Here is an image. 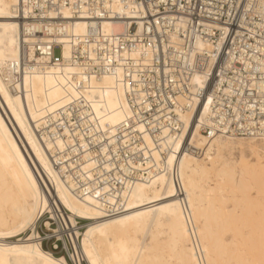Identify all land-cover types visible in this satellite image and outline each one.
Masks as SVG:
<instances>
[{
    "label": "bare ground",
    "instance_id": "obj_1",
    "mask_svg": "<svg viewBox=\"0 0 264 264\" xmlns=\"http://www.w3.org/2000/svg\"><path fill=\"white\" fill-rule=\"evenodd\" d=\"M84 2L88 0H0L5 13L0 16V264L260 260L264 141L206 140L196 127L201 106L195 113L180 115L185 123L181 135L160 134L159 146L143 127H136L143 137L141 153L148 160L134 166L142 172L134 179L124 176L130 173L119 165L118 151L112 153L113 161L105 160L101 145L119 149V128L129 116L125 95L130 86L120 69L119 80L88 76L85 83L82 68L71 63L79 47H85L88 26L95 27L86 20L90 13L83 11L88 8ZM131 6L130 1L119 0V23L98 21L95 28L125 32L136 16ZM97 9L92 16L100 19L103 13ZM73 13L82 20H69ZM58 18L66 20L58 26L53 21ZM55 45L62 47L59 62L51 58ZM193 82L200 83L199 78ZM76 96L83 98L76 111L87 129L73 137L56 126L59 114L72 107L68 101L75 102ZM96 116L100 120L93 121ZM188 140L202 150L200 156L180 150L181 142ZM80 143L91 145L87 169L80 163L85 160L84 149H78L79 161L78 153L71 151ZM96 149H101L99 156ZM233 151L238 158H229ZM96 160L104 163H92ZM73 163H79L80 171H88L91 179H82ZM108 164L120 170L109 171ZM250 193H255L254 199ZM46 213L57 223L56 238L63 241V233L67 234L73 252L65 241L62 247L72 263L41 248L34 228ZM76 220L85 225L80 236ZM44 227L49 229L47 221ZM146 232L148 247L143 245Z\"/></svg>",
    "mask_w": 264,
    "mask_h": 264
},
{
    "label": "built area",
    "instance_id": "obj_2",
    "mask_svg": "<svg viewBox=\"0 0 264 264\" xmlns=\"http://www.w3.org/2000/svg\"><path fill=\"white\" fill-rule=\"evenodd\" d=\"M122 1H130L131 10L136 14L123 33H107L95 28L98 21L119 23V0H88L83 3L88 7L83 11L90 13L86 20H91L95 27L88 26L85 47H79L71 63L80 66L84 73L86 69L88 76L93 79L111 77L119 80L120 69L125 83L130 86L125 95L129 116L119 128L118 153L119 165L130 173L123 175L134 179V174L142 173L134 166L148 160L141 153L144 148L143 137L136 127H143L144 133L149 135L156 146L160 145L159 135L162 133L173 137L181 135L185 123L180 119V115L195 113L201 106L203 110V105L207 104L208 97L212 96L215 90L233 39L239 38L237 43L242 40L258 46L260 37L257 35L251 40L240 35V23L245 16L242 5L246 0ZM114 7L117 8L115 12L112 11ZM97 8L103 13L100 19L92 16ZM73 16V19L69 20H82L75 19L79 16L78 13H73ZM256 16L255 10L248 14L249 19ZM65 20L58 18L53 21H57L60 26ZM225 24L228 31L225 40L220 43L218 33ZM210 29L212 31H209ZM99 30L102 33L98 32ZM55 50H58L59 58L54 57ZM61 53L60 45L53 46L52 61L59 62ZM213 53L215 54L212 55ZM195 77L199 78L200 83L194 84ZM79 117L81 116L77 113V117L68 127L74 128L79 122L77 132L84 133L87 128L82 125L84 119L80 121ZM65 118L60 117L57 122L59 131L64 127L59 121ZM199 132L206 140L213 139L201 129ZM85 139L90 141L89 137ZM189 140L181 142L180 150L200 156L202 150L190 144ZM174 182L179 189L176 176ZM62 212L66 215L64 210ZM46 221L50 227H54L46 241L52 240L56 245L60 244L62 249L65 241L69 251L73 252L67 234L63 233V241L56 238L54 232L57 223L50 219L48 213L40 217L36 225H44ZM76 225H83V222L76 220ZM77 231L79 232L80 228L77 227ZM63 251L69 258L67 251Z\"/></svg>",
    "mask_w": 264,
    "mask_h": 264
},
{
    "label": "snow or ice",
    "instance_id": "obj_3",
    "mask_svg": "<svg viewBox=\"0 0 264 264\" xmlns=\"http://www.w3.org/2000/svg\"><path fill=\"white\" fill-rule=\"evenodd\" d=\"M12 7V5H8ZM244 8L245 16L240 23V35L247 36L251 40H254L258 35L260 37L258 46L251 43H245L240 41L239 38H234L232 47L228 51V58L223 68L219 73V79L217 81L215 90L212 96L208 97L207 104L203 105V113H197L199 115L200 123L196 125L198 129H201L210 138H216L220 143H225L229 140L235 141L241 140H260L264 141V0H258V3H251L246 0V3L242 5ZM255 10L256 17L252 19L248 18L249 12ZM17 14V13H9ZM25 16L28 15L27 4L25 3ZM5 13L0 10V16ZM13 27H15L13 25ZM209 31H212L211 29ZM227 26L220 28L218 33V41L223 43L227 34ZM215 34V33H213ZM253 48L255 50L253 51ZM259 53V56H257ZM213 53L212 55H214ZM16 71L13 67L12 72ZM88 71L85 69V75L83 80L87 82ZM25 79L27 77L25 76ZM75 79V77H73ZM226 85V86H225ZM82 103L83 98L76 96L75 102L69 100L68 103L72 105L70 108H65L59 115L66 117L59 122L64 126L60 131L72 134L75 137L77 129L80 127V123L77 122L74 128L68 127L72 124L74 118L77 117L76 103ZM191 107V105H190ZM90 115V113H89ZM84 118L79 117L82 121ZM93 121L100 120L99 116L93 117ZM102 122V121H101ZM100 124H97L96 130H98ZM182 127V126H181ZM143 131V129H142ZM91 135V133H89ZM84 136H80V140L83 141ZM108 143H113L111 140ZM64 145H61L63 149ZM91 148L90 143L74 146L71 151L77 152L78 149H84V161L80 163L84 164V168L89 167L88 161L90 157L88 155ZM101 149L105 153V160L113 161L115 157L113 152H117L118 148L114 146L109 149L105 145H101ZM101 149H96L97 156L100 155ZM69 161L72 158L68 157ZM79 153L77 154V160L79 161ZM92 163L103 164V160L92 161ZM73 167L77 169L78 174L84 180L91 179V175L88 171H80V164L73 163ZM109 171L113 167L118 170L119 166L115 164H108ZM250 198H255V193H250ZM250 246L254 247L251 234L248 235ZM225 242L228 246H231V241L227 237ZM151 241L148 238L147 232L145 233V239L143 245L148 247ZM261 259L258 261H244V262H226V264H264V231H262L261 244H260Z\"/></svg>",
    "mask_w": 264,
    "mask_h": 264
},
{
    "label": "rangeland",
    "instance_id": "obj_4",
    "mask_svg": "<svg viewBox=\"0 0 264 264\" xmlns=\"http://www.w3.org/2000/svg\"><path fill=\"white\" fill-rule=\"evenodd\" d=\"M54 57L56 58H59V52L58 50H55L54 51ZM247 156V155H246ZM229 158H238V153L236 151H233L231 152ZM247 159H251L250 156H247L246 157ZM84 224V223H83ZM78 228H80V231L78 232L79 233V236L82 232H84V229H85V225H77ZM76 227V229H77ZM34 230H36L39 234V236L41 237V248L45 251H50L52 256L55 257V258H58L60 256H64L66 261L68 263L69 262V258L64 254V251L63 249L61 248V245L58 244L56 245V243H54L52 240H47V238L51 235V230H54V227L51 226L48 230L45 229L44 225H35V228ZM28 232V231H27ZM26 232V234H27ZM26 234H22L21 237H24ZM16 238H14L13 240H15ZM80 239V237H79ZM55 245H56V248H55ZM84 264V263H83Z\"/></svg>",
    "mask_w": 264,
    "mask_h": 264
}]
</instances>
